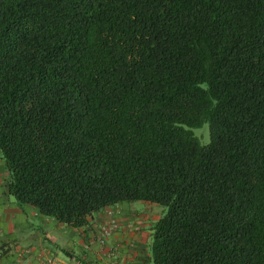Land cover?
Here are the masks:
<instances>
[{"label":"trees","instance_id":"16d2710c","mask_svg":"<svg viewBox=\"0 0 264 264\" xmlns=\"http://www.w3.org/2000/svg\"><path fill=\"white\" fill-rule=\"evenodd\" d=\"M0 158L67 226L166 207L152 264H264V0H0Z\"/></svg>","mask_w":264,"mask_h":264},{"label":"crops","instance_id":"0c3cea01","mask_svg":"<svg viewBox=\"0 0 264 264\" xmlns=\"http://www.w3.org/2000/svg\"><path fill=\"white\" fill-rule=\"evenodd\" d=\"M5 178L0 158V264H41L48 258L64 264H152V227L161 214L155 215L151 204L117 205L93 215L89 225L74 228L31 206H19L7 192ZM109 210L115 212L120 228L103 247L99 237Z\"/></svg>","mask_w":264,"mask_h":264},{"label":"built area","instance_id":"2783aa9c","mask_svg":"<svg viewBox=\"0 0 264 264\" xmlns=\"http://www.w3.org/2000/svg\"><path fill=\"white\" fill-rule=\"evenodd\" d=\"M107 215L109 220L103 226L101 235L99 237V243L103 247L107 246V241L109 240V238L112 237L114 234H116L120 228V224L115 217V212L113 210H109L107 212ZM26 254H30V250H27ZM41 264H64V263L61 261H56L54 259L48 258L44 260Z\"/></svg>","mask_w":264,"mask_h":264},{"label":"rangeland","instance_id":"374dc122","mask_svg":"<svg viewBox=\"0 0 264 264\" xmlns=\"http://www.w3.org/2000/svg\"><path fill=\"white\" fill-rule=\"evenodd\" d=\"M200 130H202V131H200ZM195 133L199 136L202 144H208L209 143V141H210V129H209L208 124H205L201 129L195 130ZM201 137H204V138H201ZM133 204L136 207H145V205H146L143 202H135ZM149 207H155V211H154L155 215L161 214V217H163L167 213V208L164 206L157 205V204H151V206H149ZM64 258L67 259L66 257H64Z\"/></svg>","mask_w":264,"mask_h":264}]
</instances>
